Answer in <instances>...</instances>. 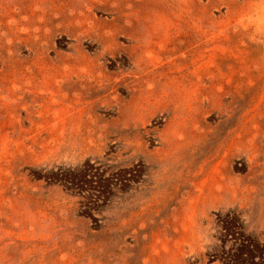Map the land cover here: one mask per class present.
Returning <instances> with one entry per match:
<instances>
[{
  "label": "rangeland",
  "instance_id": "rangeland-1",
  "mask_svg": "<svg viewBox=\"0 0 264 264\" xmlns=\"http://www.w3.org/2000/svg\"><path fill=\"white\" fill-rule=\"evenodd\" d=\"M0 264H264V0H0Z\"/></svg>",
  "mask_w": 264,
  "mask_h": 264
}]
</instances>
